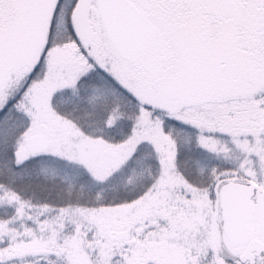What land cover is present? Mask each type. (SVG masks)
<instances>
[{"label":"snow or ice","instance_id":"obj_1","mask_svg":"<svg viewBox=\"0 0 264 264\" xmlns=\"http://www.w3.org/2000/svg\"><path fill=\"white\" fill-rule=\"evenodd\" d=\"M0 264H264V0H0Z\"/></svg>","mask_w":264,"mask_h":264}]
</instances>
